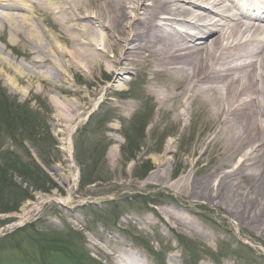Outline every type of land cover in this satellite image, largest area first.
Here are the masks:
<instances>
[{
    "label": "rangeland",
    "instance_id": "rangeland-1",
    "mask_svg": "<svg viewBox=\"0 0 264 264\" xmlns=\"http://www.w3.org/2000/svg\"><path fill=\"white\" fill-rule=\"evenodd\" d=\"M8 34L0 32V42L8 45L6 52L16 51L7 41ZM147 71L144 64L131 67L123 86L113 90L107 71L89 75L70 69L60 80L49 75L39 91L32 89L23 96L21 90L29 89V85L12 87L0 70V93H4L0 103L5 109L10 108L16 116V109L23 107L31 115L39 112L42 116L41 128L34 137L19 121L8 123L9 127L0 120V162L10 156L13 163L12 155L26 165L33 162L29 169L37 165L56 185L49 192L38 189L34 176L25 178L16 170L5 183L0 181L6 187L0 186V244H10L0 250V264H78V259L64 254L60 245L80 249L94 259L90 264H114L117 249L122 246L136 251L150 264H191L189 255H196L184 239L190 246L200 247L198 264H216L215 260L218 264H264V235L239 226L224 207L189 199L186 194L184 180H204L215 166L217 150L212 143L203 142L214 130L213 120L197 111L181 121L160 110ZM62 87L80 90L85 100L61 91ZM54 102L83 108L76 113L78 117H73ZM127 103L134 104L128 116L119 113ZM93 113H101V117L90 118ZM15 116L10 113V118ZM76 123L71 137L74 166L68 161L64 139L68 127ZM142 128L146 129L144 135ZM136 136V150L128 151L130 139ZM169 141L170 151L166 150ZM77 142L83 143L90 155L97 145L105 152L106 168L94 170L99 178L94 184L84 186L76 177L81 169L76 160ZM146 162L150 167L141 177ZM156 171L163 174V179L146 183ZM12 192H19L20 198H13ZM23 193L29 197L24 199ZM51 196L66 202L49 200ZM17 201V210L1 212L7 211L8 205H17ZM38 203L41 206L32 209ZM29 209V216L22 220ZM173 209L195 221L202 233L169 223L167 211ZM43 250L52 255L53 262L42 256ZM33 256L39 261L33 262Z\"/></svg>",
    "mask_w": 264,
    "mask_h": 264
},
{
    "label": "bare ground",
    "instance_id": "bare-ground-1",
    "mask_svg": "<svg viewBox=\"0 0 264 264\" xmlns=\"http://www.w3.org/2000/svg\"><path fill=\"white\" fill-rule=\"evenodd\" d=\"M7 31L16 51L0 42V70L12 87L29 85L23 96L70 69L107 71L116 90L131 67L147 66L160 110L181 121L197 111L213 120L203 142L216 148L215 166L204 180H184L188 198L224 207L239 226L264 235V0H0V32ZM54 104L73 117L83 108ZM133 110L127 103L119 113ZM77 123L65 132L69 162ZM161 178L156 171L146 183ZM167 214L169 223L202 233L174 209ZM114 264L150 263L122 246Z\"/></svg>",
    "mask_w": 264,
    "mask_h": 264
},
{
    "label": "trees",
    "instance_id": "trees-1",
    "mask_svg": "<svg viewBox=\"0 0 264 264\" xmlns=\"http://www.w3.org/2000/svg\"><path fill=\"white\" fill-rule=\"evenodd\" d=\"M2 97L4 98V93H0V98H2ZM22 109H23V107H20V109H16L18 114L15 116V114L12 112V110L10 108L5 109V106L2 103H0V120H3V122L7 126H9V124H11V123H14V122L16 123L19 121L22 128L25 129V132L28 135H30V137H34L35 135H37L39 133V130L41 128V126H39V124L41 123L40 120H41L42 116H41V114H39V112L38 113L33 112V114L31 115L28 113L29 111L22 110ZM10 113L12 116H15V117L10 118ZM141 115H143V114H141ZM92 117L94 119V118L101 117V116L95 114ZM142 118H143V116H142ZM145 130L146 129L142 128V130L140 132H143L142 134L144 135ZM47 131H49L48 128H47ZM135 131L137 132V131H139V129L136 128ZM129 142L130 143L128 145H130V146L128 147V151L136 150L134 148V143L137 142V136L134 137V139H130ZM76 144H77L76 145V158H77V161L79 162V164H81V172H82L81 183L84 186L94 184L99 180V178L94 176V173H95L94 170H101V169L105 170V168H106L105 152L103 153V151H101L98 148L100 145H97L92 151H90L91 152V155H90L83 143L77 142ZM135 156L136 155L134 154L129 158H134ZM12 158H14L13 163L10 161V156L5 157L4 161L0 162V181H1V183H5V180H7V179L9 180L10 179L9 177H12V175H11L12 170H16L19 173H21V175H24L25 178L28 176H32V177L34 176L35 181L33 183H34L35 187H37L38 189H42L44 191L49 192V191L53 190V188L56 186L52 182L51 178L44 171H42L37 165H35V167H36L35 169H29L30 165L33 166V162H30V165H26L27 164L26 162L20 161L19 159H15L14 155H12ZM16 160H17V162H16ZM146 163L147 164L145 165V167L143 165L141 168V169H144V173L142 175H140L141 177L145 176L146 172L148 171V169L150 167V166H148L149 162H146ZM47 164H50V163L47 161ZM23 165H25V167ZM0 186L3 188V186L5 187V184H3V185L1 184ZM4 189H6V187ZM23 194H25V193H23ZM19 195H20L19 192H12L11 196L13 198L14 197L20 198ZM26 197H29L28 194L24 195V199ZM18 201L16 202L17 205H8V208H6L8 210L3 211L4 209H2L1 212H12L13 210H17L19 207L18 203H20ZM184 240H185V243L192 249V254L196 255L195 246L194 245L190 246L191 245L190 242L187 239H184ZM63 242H69V241L64 240ZM1 243H5V241H3ZM7 247H10L9 243L0 244V250H2V249L4 250ZM58 247L60 249H62V252H64V254L66 253L68 256H71L72 258H77L78 262H79L78 264L94 263V259L87 258V255H85L83 252H81L80 249L75 250L71 246L68 247L67 245H60ZM47 248L48 247H45L44 249H47ZM191 249H190V251H191ZM35 253H36V251H35ZM49 254L50 253H47V251L45 252L44 250L42 252V256L44 255L45 258H47L48 260L50 259L49 261L53 262V257H52V255H49ZM30 258L34 260L33 262L39 261V260H37L36 256L30 257ZM45 258H43V259H45ZM3 264H11V263L4 262Z\"/></svg>",
    "mask_w": 264,
    "mask_h": 264
}]
</instances>
